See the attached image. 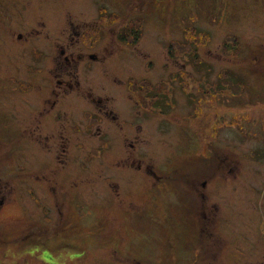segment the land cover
Listing matches in <instances>:
<instances>
[{"label":"rangeland","instance_id":"1","mask_svg":"<svg viewBox=\"0 0 264 264\" xmlns=\"http://www.w3.org/2000/svg\"><path fill=\"white\" fill-rule=\"evenodd\" d=\"M263 255L264 0H0V264Z\"/></svg>","mask_w":264,"mask_h":264},{"label":"flooded vegetation","instance_id":"2","mask_svg":"<svg viewBox=\"0 0 264 264\" xmlns=\"http://www.w3.org/2000/svg\"><path fill=\"white\" fill-rule=\"evenodd\" d=\"M119 16V15H118ZM65 52V49H63V51H62V53H64ZM92 56V58L94 57L93 55H91ZM54 57V56H53ZM65 63H66V65H67V67H69L70 66V64H71V62H70V57L69 56H65ZM65 66V65H64ZM66 67V66H65ZM64 71H67V69H63ZM59 87H62V86H65L64 87V89H65V91L67 92V94H69V93H72V91L74 90V85L75 84H73V83H68V84H65V85H63V81H59ZM100 109H102L103 110V108H100ZM98 115H100L99 113H97ZM101 116V115H100ZM203 195L204 196H206V194L205 193H203ZM258 253H262V251H259ZM264 256V255H263Z\"/></svg>","mask_w":264,"mask_h":264},{"label":"trees","instance_id":"3","mask_svg":"<svg viewBox=\"0 0 264 264\" xmlns=\"http://www.w3.org/2000/svg\"><path fill=\"white\" fill-rule=\"evenodd\" d=\"M116 15L118 16V14H113V19H114V17H115ZM133 31H134V30H133ZM134 35L138 37V36L140 35L139 30H136ZM135 36L132 37V40L135 39V38H134ZM130 37H131V34H130L129 36H127V37H122L121 40L129 39ZM229 38H230V37H227V39H229Z\"/></svg>","mask_w":264,"mask_h":264}]
</instances>
